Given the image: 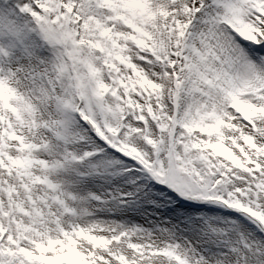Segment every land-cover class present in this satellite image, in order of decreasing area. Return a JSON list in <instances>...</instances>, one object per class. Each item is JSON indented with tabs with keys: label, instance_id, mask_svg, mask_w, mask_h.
Here are the masks:
<instances>
[{
	"label": "snow or ice",
	"instance_id": "snow-or-ice-1",
	"mask_svg": "<svg viewBox=\"0 0 264 264\" xmlns=\"http://www.w3.org/2000/svg\"><path fill=\"white\" fill-rule=\"evenodd\" d=\"M0 264H264V0H0Z\"/></svg>",
	"mask_w": 264,
	"mask_h": 264
}]
</instances>
